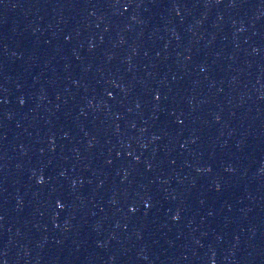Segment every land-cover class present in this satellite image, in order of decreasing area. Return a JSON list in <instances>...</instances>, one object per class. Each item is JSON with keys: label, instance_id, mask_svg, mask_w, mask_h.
Returning a JSON list of instances; mask_svg holds the SVG:
<instances>
[{"label": "water", "instance_id": "obj_1", "mask_svg": "<svg viewBox=\"0 0 264 264\" xmlns=\"http://www.w3.org/2000/svg\"><path fill=\"white\" fill-rule=\"evenodd\" d=\"M0 261L264 264V0H0Z\"/></svg>", "mask_w": 264, "mask_h": 264}, {"label": "snow or ice", "instance_id": "obj_2", "mask_svg": "<svg viewBox=\"0 0 264 264\" xmlns=\"http://www.w3.org/2000/svg\"><path fill=\"white\" fill-rule=\"evenodd\" d=\"M157 99H159V97H156ZM21 103H23V101H21ZM109 163H111V161H109ZM220 187V185L219 184H217V188H219ZM0 264H3V262L2 261H0Z\"/></svg>", "mask_w": 264, "mask_h": 264}]
</instances>
